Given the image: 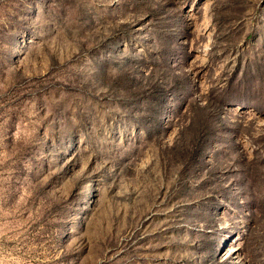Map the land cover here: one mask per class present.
Instances as JSON below:
<instances>
[{"label":"rangeland","instance_id":"rangeland-1","mask_svg":"<svg viewBox=\"0 0 264 264\" xmlns=\"http://www.w3.org/2000/svg\"><path fill=\"white\" fill-rule=\"evenodd\" d=\"M0 264H264V0H0Z\"/></svg>","mask_w":264,"mask_h":264}]
</instances>
